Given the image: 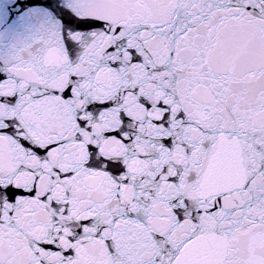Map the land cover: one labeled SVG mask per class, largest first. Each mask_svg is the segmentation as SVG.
I'll return each instance as SVG.
<instances>
[{
    "label": "snow or ice",
    "instance_id": "obj_1",
    "mask_svg": "<svg viewBox=\"0 0 264 264\" xmlns=\"http://www.w3.org/2000/svg\"><path fill=\"white\" fill-rule=\"evenodd\" d=\"M0 264H264V0H0Z\"/></svg>",
    "mask_w": 264,
    "mask_h": 264
}]
</instances>
